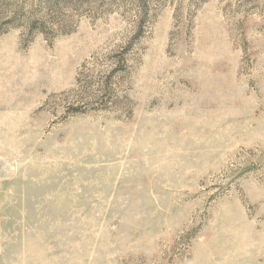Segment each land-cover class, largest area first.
<instances>
[{
	"label": "rangeland",
	"instance_id": "1",
	"mask_svg": "<svg viewBox=\"0 0 264 264\" xmlns=\"http://www.w3.org/2000/svg\"><path fill=\"white\" fill-rule=\"evenodd\" d=\"M0 264H264V0H0Z\"/></svg>",
	"mask_w": 264,
	"mask_h": 264
}]
</instances>
